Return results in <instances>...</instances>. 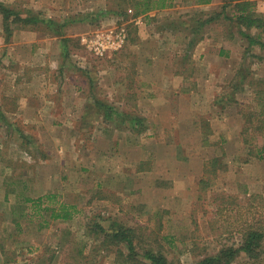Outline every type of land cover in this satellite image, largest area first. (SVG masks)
<instances>
[{"label":"rangeland","instance_id":"obj_1","mask_svg":"<svg viewBox=\"0 0 264 264\" xmlns=\"http://www.w3.org/2000/svg\"><path fill=\"white\" fill-rule=\"evenodd\" d=\"M136 1L0 0L10 24L38 19L7 32L0 11V264H122L93 230L120 224L170 264H200L263 226L262 122L249 144L243 132L264 49L225 19L234 1L176 0L135 19ZM121 27L119 52L97 58L81 43ZM48 195L38 215L22 202ZM62 204L72 217L53 218Z\"/></svg>","mask_w":264,"mask_h":264},{"label":"trees","instance_id":"obj_2","mask_svg":"<svg viewBox=\"0 0 264 264\" xmlns=\"http://www.w3.org/2000/svg\"><path fill=\"white\" fill-rule=\"evenodd\" d=\"M191 1V0H190ZM197 3L208 4L212 0H195ZM234 4V13L232 16L226 15L227 6H224L225 9L221 13H215L214 16L202 20L200 25H197L194 33H198L200 27H203L207 24H210L223 15H226L225 19L235 22L239 27L240 34L247 38L250 41V45L259 46L261 49H264V15H259L254 12V5L251 0H231ZM129 3V2H128ZM176 0H138L131 5L133 10L132 17L138 19L140 17H150L148 14L154 10H163L166 8H171L175 6ZM130 9V8H129ZM129 9L125 10V13H129ZM0 11L4 14L5 19V31L9 32L11 30L12 23L23 22V27L28 25H34L38 22V19L31 18H21L16 16L9 23L10 15L13 14V11L8 8V6L0 3ZM15 14V13H14ZM51 24L53 23L52 21ZM200 39H202L200 37ZM194 41V40H193ZM198 42V39L195 40ZM194 42V44H195ZM252 84L254 86V92L256 96V101L258 103L257 111L249 112L246 115L247 122L250 123L249 126L243 132V140L249 144L252 140H256V136L250 134V126L254 125V120L259 119L262 123L257 124L255 127L257 130H264V76L257 78V81H254ZM253 119V120H252ZM143 123L141 118H135L134 123ZM247 124V125H248ZM255 151L257 157L260 160L264 159V145L261 147L255 146ZM220 160V158H219ZM25 183V182H24ZM25 189L27 187L25 183ZM14 193L13 188H8L7 193ZM55 195H48L47 197L39 198H30L29 196H23L22 202L24 204L31 203L33 208V215L41 214L43 210H48V207H42L44 205L45 199H54ZM66 204H62L59 210H54L52 217L53 218H63L69 219L72 217L71 212L67 209ZM75 208V207H72ZM58 211V212H57ZM96 233V236L99 237L101 234L104 235V238L101 242L102 247H114V250L118 252L117 256L120 258L122 264H170L167 256L163 253L161 249L158 251L153 249H144L142 245L137 244L136 241V228H129L122 226L121 224L117 227H113L112 232L107 231L102 226H97L93 229ZM243 242L239 247L229 246L222 248L216 256H210L205 258L200 262V264H238L236 259L241 256L243 253L247 256L248 260L239 263V264H264V224L263 226H256L253 224L248 225L247 228L242 230ZM141 248V251L139 249ZM126 249V250H125ZM106 250V249H105ZM124 251H128L126 254Z\"/></svg>","mask_w":264,"mask_h":264},{"label":"built area","instance_id":"obj_3","mask_svg":"<svg viewBox=\"0 0 264 264\" xmlns=\"http://www.w3.org/2000/svg\"><path fill=\"white\" fill-rule=\"evenodd\" d=\"M127 40L128 32L121 27L84 35L81 38V43L91 56L103 58L122 50Z\"/></svg>","mask_w":264,"mask_h":264},{"label":"crops","instance_id":"obj_4","mask_svg":"<svg viewBox=\"0 0 264 264\" xmlns=\"http://www.w3.org/2000/svg\"><path fill=\"white\" fill-rule=\"evenodd\" d=\"M157 13H158L157 11H155V12L152 11V12H150L148 15H149L150 17H153V15H157ZM148 18H149V17H148Z\"/></svg>","mask_w":264,"mask_h":264}]
</instances>
